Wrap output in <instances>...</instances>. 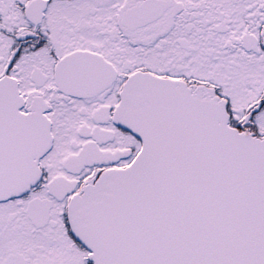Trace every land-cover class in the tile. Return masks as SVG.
I'll use <instances>...</instances> for the list:
<instances>
[{"label": "snow or ice", "instance_id": "6c2138e0", "mask_svg": "<svg viewBox=\"0 0 264 264\" xmlns=\"http://www.w3.org/2000/svg\"><path fill=\"white\" fill-rule=\"evenodd\" d=\"M0 264H264V0H0Z\"/></svg>", "mask_w": 264, "mask_h": 264}]
</instances>
